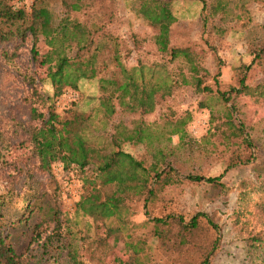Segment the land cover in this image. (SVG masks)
<instances>
[{
  "label": "rangeland",
  "instance_id": "1",
  "mask_svg": "<svg viewBox=\"0 0 264 264\" xmlns=\"http://www.w3.org/2000/svg\"><path fill=\"white\" fill-rule=\"evenodd\" d=\"M43 1L55 22L58 21L63 16L59 0ZM164 1L176 17L171 26V44L187 47L195 54L207 71L202 85H207L212 92H200L192 84L178 85L175 80L179 81V72L186 73V65L181 57L166 61V69L173 81L172 92L160 98L153 110L142 116L150 133V142H124L119 146L144 165L162 157L167 163L162 168L169 166L174 171L167 175L168 184L157 188L151 186L153 195L146 206L142 207L140 198L126 200L113 216L93 218L75 213L79 195L88 189L83 181L92 176L91 165L80 171L75 166L63 167L55 161L48 171L39 170L37 157L31 155L32 145L27 134L28 127L37 126L40 121L30 119V107L42 113L51 108L60 117L70 110L90 112L87 127L88 132L91 131L88 133L90 142L94 143L100 141V136L111 134L112 124L117 121L131 127L135 117L119 111L103 126L99 121L101 113L95 110L98 101L93 98L88 101L90 97L100 95L98 79L107 77L113 65L107 62V71L98 72L91 79L78 80L76 88L64 86L59 95L53 96L45 75L53 69L54 58L36 26L32 35L21 42L11 39L0 44V50L7 51L10 56L5 60L0 54V234L5 244L25 259V264H66L65 251L60 249L53 254L49 247L45 252L41 249L43 237L54 226L51 220L54 212L59 213L62 235L75 244L82 242L81 236L103 239L102 264H123L133 254L144 264H170L175 260L185 263L192 257L186 245L177 244L174 227H157L149 219L174 213L187 221L195 212H203L220 234V248L211 264H247L242 230L253 224L261 225L254 202L259 201L260 196L264 197V192L259 195L251 192L243 199H239L238 193L244 191L242 184L255 180L254 171L258 166L264 168L260 164L264 161V92L257 95L228 90L229 100L224 103L215 91H224L230 86L238 88L239 78H243L249 87L264 84V0H240L244 6L238 9H232L230 4L231 15L222 22L215 18V24H208L204 30L199 19V2ZM9 2L13 6L23 5L28 11L32 0ZM135 2L113 0V6L106 8L95 3L87 10L68 16L82 22L92 21L90 28L95 29L99 26L97 16L105 18L111 13L110 22L105 23L111 36L107 40L116 44L117 58L125 68L135 66L137 62L144 65L164 62L166 58H161L152 43L153 30L138 13ZM97 40L104 41L103 37ZM31 49L35 54L32 55ZM215 55L222 63L216 85L213 82ZM102 56L105 61L112 58L106 51ZM143 73L144 82L149 79L159 81L156 74ZM228 103L234 107V119L243 125L253 146V159H256L253 163H238L230 168L225 167L228 161H238L237 155L243 157L247 152L238 142L239 138L222 135L225 131L221 124L222 113ZM176 121L182 122V132L170 134ZM186 174L220 175L221 185L188 181L183 178ZM145 210L149 213L146 216ZM236 220L243 223L240 231L237 227L241 225ZM34 231L39 232L40 238L32 241ZM80 253L85 264H98L89 260L84 248Z\"/></svg>",
  "mask_w": 264,
  "mask_h": 264
},
{
  "label": "trees",
  "instance_id": "2",
  "mask_svg": "<svg viewBox=\"0 0 264 264\" xmlns=\"http://www.w3.org/2000/svg\"><path fill=\"white\" fill-rule=\"evenodd\" d=\"M9 1L0 0V44L11 39H18L21 42L25 37L32 35L34 26H36L39 29L42 42L50 49L54 58L53 69L45 75L49 79L53 96L59 95L64 86L76 88L78 80L91 79L98 72L107 71V62H110L113 65L110 74L107 77L100 76L98 79L100 95L90 97L88 101L92 98L98 101L95 110L101 113L99 121L103 126L117 111L135 117L132 119L131 127H127L121 121L112 124V133L108 136H100V141L94 143L90 142L88 133L91 131L88 132L87 127L88 121L91 119L90 112L84 114L70 110L66 116L60 117L51 108H47L45 113H42L34 107H30V119L40 120L37 126L33 125L27 129L28 139L32 145L31 155L38 159L37 168L48 171L51 163L55 161L60 162L63 167L75 166L80 171L91 165L92 176L83 181L88 189L79 195L74 206L75 213L81 212V214L93 218L113 216L118 213L119 207L125 204L126 200L129 201L133 198H140L142 207L146 206L145 203L152 199V187L157 188L161 187L160 185L168 184L170 179L167 175L174 169L169 166L162 168L167 165L162 157L155 158L154 161L144 165L142 161L121 149L119 145L124 142L132 144L150 142V133L142 121V116L151 112L160 98L170 95L172 92L173 81L166 69V61H173L175 58L181 57L186 65V73L179 72L180 79L179 81L175 80L178 85L192 84L200 92H212L207 85H202L203 77L206 76L207 71L199 64L195 54L187 47L172 45L170 42L171 26L176 21V17L170 10L168 2L164 0H135L138 13L153 30L152 43L161 58H166L165 61L148 65L137 62L135 66L125 68L117 58L116 44L107 40V37L111 39L109 30L106 28V24L110 22L111 13H107L105 18L98 15L99 26L95 29L90 28L92 21L82 22L68 16L70 13L87 10L95 3L105 8L112 7L113 0H59L63 16L56 22L43 0H32L28 11L23 5L13 6ZM193 1L200 3L199 19L202 30L210 23L214 25L215 18L222 22L229 14L231 15L230 4L233 6L232 9L244 6L240 0ZM100 37H103L104 41L97 40L96 42L95 39ZM66 49H70V51L66 52ZM104 51L107 54L111 53V60H104L105 57L102 56ZM34 52L31 49L32 55L35 54ZM0 54L5 60L10 58L5 50H0ZM215 58L216 71L213 82L216 85V76L220 74L219 67L222 63L216 55ZM143 72L149 73L150 76L156 74L159 81L149 79L144 82L145 74ZM31 81H33L32 78ZM238 85V88L230 86L224 91L216 89L215 93L224 103H227L229 91H243L257 95L261 94L260 91L264 92V84L249 87L244 84L243 78L238 79ZM233 113L234 107L229 103L225 104L221 122L225 131L222 135L225 138H239L238 142L245 146L247 153L243 157L238 154L236 157L239 159L238 161H228L226 168L233 167L238 163H253L256 160L253 159L252 143L243 131V125L234 119ZM181 125V121L174 122V127L169 131L170 134H181ZM262 131L264 132V123ZM157 153L162 154V152ZM260 164L264 165V161ZM183 178L188 181H205L221 185L220 175L203 177L202 175L186 174ZM253 178L254 181L242 184L241 190L244 191H239V199L245 198L246 195L249 197L251 192L257 195L261 191L264 192V168L261 169L258 166L254 171ZM261 198L264 197L260 196L259 201L254 202L258 207L255 212L261 224L257 226L258 228L253 224L242 230L240 229L243 226L242 221L236 220L241 225H237V229L238 231L242 230L241 239L244 243L247 264H264V222H261L264 221V199ZM239 213L241 214V211ZM143 214L146 216L149 213L145 210ZM51 220L54 226L43 237L41 244L43 252L48 247L53 251V254L61 249V251H65L66 264H85L80 253L81 248H84V251L88 252L89 260L102 264L104 255L102 238L81 236L82 242L77 245L62 235L59 228L61 223L59 213L54 212ZM149 220L157 227L159 225L174 227L177 244L186 245V250L191 254L192 259L185 263L175 260L170 264H211L220 248L219 230L206 213L195 212L187 221L174 213H165ZM157 233L159 234L158 231H156ZM37 238H40V234L34 231V237L31 240L35 241ZM135 252L132 251V253ZM24 262L25 259L6 245L0 234V264H25ZM123 264L144 263L137 260L133 254Z\"/></svg>",
  "mask_w": 264,
  "mask_h": 264
}]
</instances>
